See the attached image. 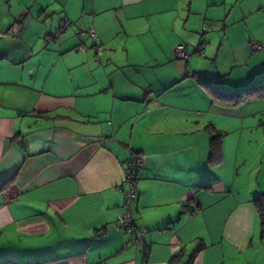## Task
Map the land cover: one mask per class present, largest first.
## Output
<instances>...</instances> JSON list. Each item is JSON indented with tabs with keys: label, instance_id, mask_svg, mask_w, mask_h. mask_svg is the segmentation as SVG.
Wrapping results in <instances>:
<instances>
[{
	"label": "crops",
	"instance_id": "obj_1",
	"mask_svg": "<svg viewBox=\"0 0 264 264\" xmlns=\"http://www.w3.org/2000/svg\"><path fill=\"white\" fill-rule=\"evenodd\" d=\"M253 55L264 0H0V264H264V105L225 107L206 85L263 86Z\"/></svg>",
	"mask_w": 264,
	"mask_h": 264
},
{
	"label": "built area",
	"instance_id": "obj_2",
	"mask_svg": "<svg viewBox=\"0 0 264 264\" xmlns=\"http://www.w3.org/2000/svg\"><path fill=\"white\" fill-rule=\"evenodd\" d=\"M9 2V0H5ZM74 26L73 22L70 20H65L62 23L60 31L54 35V38H59L63 36L69 29ZM76 35L80 40L90 39L93 42L94 50L96 53V60L100 61L101 56L103 55V48L99 43V37L96 31L92 28H79L76 31ZM4 36H7L4 34ZM80 50H85L86 48L82 45L79 47ZM254 53H258L261 50V46L254 45L252 47ZM175 53L179 60L187 62L189 60L188 48L185 44H179L175 47ZM200 55H204V52L201 51ZM106 140V136H101L99 138L100 142ZM146 163V156L143 153H133L131 158L126 163L125 169V180L120 186V190L124 191L125 194V210L124 213L119 217L118 222L120 227L125 231L126 235L130 238V241H133V234L135 231V224L133 219L132 206L136 201L138 196L137 191V182L139 174L143 169ZM142 236H145V231L142 230Z\"/></svg>",
	"mask_w": 264,
	"mask_h": 264
},
{
	"label": "trees",
	"instance_id": "obj_3",
	"mask_svg": "<svg viewBox=\"0 0 264 264\" xmlns=\"http://www.w3.org/2000/svg\"><path fill=\"white\" fill-rule=\"evenodd\" d=\"M207 87L215 90V96L220 100V103L225 107H237L246 102L255 99H264V85L257 88H250L248 90H243L241 92L226 93L215 88L213 84L206 83ZM255 98V99H254ZM264 127V120H263ZM223 135L221 133H216L211 140V164H221L223 160ZM7 184V183H6ZM5 184V185H6ZM5 185L3 187H5ZM254 204L258 209L260 214L262 224L264 225V195H259L254 199Z\"/></svg>",
	"mask_w": 264,
	"mask_h": 264
},
{
	"label": "rangeland",
	"instance_id": "obj_4",
	"mask_svg": "<svg viewBox=\"0 0 264 264\" xmlns=\"http://www.w3.org/2000/svg\"><path fill=\"white\" fill-rule=\"evenodd\" d=\"M3 1H5V0H3ZM9 1H11V0H9ZM6 2V1H5ZM206 31V30H205ZM249 37H250V35L249 34H247V39L249 40ZM252 57H254V60H252V63H247L248 62V58L247 59H244L243 58V64H247L245 67H244V69L243 70H245L246 72H250V70L251 71H253V72H256L257 70H259L258 72L259 73H263L264 72V59H262V58H260V59H256V57H257V55H253ZM231 75H228L227 77H225L224 78V80H225V82H227V84L231 81V79H229V77H230ZM237 90H241V89H237ZM244 90V89H243ZM242 90V91H243ZM233 91V90H232ZM234 92H241V91H234ZM255 99V98H254ZM264 99H255V100H253V101H259L258 103L259 104H256V105H259V108H260V106H262V105H264V103H262V101H263ZM251 102V101H250ZM253 105H255V104H253ZM263 120H264V117H263ZM240 160L241 159H239V162H240ZM241 163V162H240ZM248 167H244L243 168V166L241 167H239V179H241V177L243 176V182L242 183H245V181H244V176L245 175H247L246 174V171H243V169H247ZM237 182H238V180H237ZM238 183H241V182H238ZM245 185V184H244ZM261 225V224H260Z\"/></svg>",
	"mask_w": 264,
	"mask_h": 264
}]
</instances>
